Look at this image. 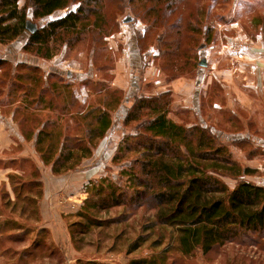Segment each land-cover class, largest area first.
I'll return each instance as SVG.
<instances>
[{"label":"rangeland","instance_id":"rangeland-1","mask_svg":"<svg viewBox=\"0 0 264 264\" xmlns=\"http://www.w3.org/2000/svg\"><path fill=\"white\" fill-rule=\"evenodd\" d=\"M128 2L124 1L128 8L116 15L118 24L113 33L103 37L97 48L92 46V38L101 29L90 31L76 44L60 46L51 60L23 51L29 32L11 44H0V60H7L13 67L21 62L38 66L46 80L71 87L70 97L64 93L61 97L51 96L49 88L44 102L31 107L7 90L0 96V125L5 126L12 139L10 149L0 154V221L3 222L0 228L6 234L0 244V252L10 250L3 261L9 259L12 252L30 249L31 258L27 257L26 264H39L42 259L36 257L43 252L44 244L51 242L52 247L58 246L59 249L55 257L47 260L49 264H85L86 261L130 264L132 260H142L147 264L152 261L156 264H264V234H249L242 244L229 243L206 255L196 252L191 257L182 256L176 250L168 252L165 245L153 247L156 238L151 236L139 250L128 254L126 249L141 233V212L130 217L126 224L95 229L84 240H80L82 235L77 234L75 241L72 240L70 225L82 221L76 214L89 196L88 189L98 179L118 177L120 173L119 166L112 159L123 136L135 133V123L128 127L124 125L134 99L169 93L166 98L170 100L169 119L187 127H204L219 140L227 142L233 160L259 169H254L256 173L243 180L264 185V71L250 59L254 52L264 56V0H170V3L136 0L133 6ZM105 4L104 11L113 13L115 9L111 0H105ZM133 7L138 12H133ZM67 11H59L42 20H34L31 11L28 15L37 26H43L63 17ZM126 17H131L132 22L124 23ZM202 60H205L206 67L200 66ZM69 72L72 79L67 78ZM186 84L191 88L190 95L183 90ZM114 89H117V95L109 93ZM104 93L110 94L105 99L109 105L121 94V104L111 111L113 125L106 136L98 140L97 146L93 145V138L81 141L74 135L72 141H79V148L62 153L65 136L62 131L57 132L61 137L59 141L56 136L51 138L52 142L49 140L50 144L40 154L36 139H32L30 134L38 131L34 130L35 126L45 125L37 123L38 115L43 120L58 119L63 125L73 127L70 116L76 108L87 109L96 104V99ZM35 107L42 112L32 115ZM126 108L127 111L124 110ZM85 112L77 123H94L91 125L93 129V115L85 118ZM83 127L79 126V129ZM108 139L112 142L110 149L102 152ZM41 156H46L48 162L44 163ZM57 158L59 162L55 164ZM78 160L81 161L78 167L69 171L72 163ZM82 166L94 167L92 174L73 194L75 201L67 195L61 198L59 204L63 211L51 219L49 214L46 217L49 222L42 216L44 184L38 199L39 218L33 212L35 206L24 202L20 205H24L25 210L22 212L19 207L13 215L4 207L6 201L2 199L1 191L15 198L10 174L31 178L30 174L35 172L41 181L44 174L63 176L80 170ZM221 179L230 189L239 181L233 177ZM31 191L35 197L37 190ZM66 197L75 208L70 209L65 204ZM121 212L122 208H118L110 214L100 212L96 215L108 219ZM9 218L11 223L4 222ZM14 222L16 226L13 227ZM43 229L48 232V237L42 233ZM34 241L38 243L33 245Z\"/></svg>","mask_w":264,"mask_h":264},{"label":"trees","instance_id":"trees-1","mask_svg":"<svg viewBox=\"0 0 264 264\" xmlns=\"http://www.w3.org/2000/svg\"><path fill=\"white\" fill-rule=\"evenodd\" d=\"M20 1H23L22 5ZM124 1L111 0L115 10L108 13L104 11L105 0H0V44H11L28 32L26 23L31 20L28 15L30 11L34 20H42L67 9L63 17L38 26L36 32L29 33L23 51L40 59L51 60L57 55L60 46L76 44L90 31L101 29L92 38V46L97 48L103 37L112 34L117 27L116 15L128 8ZM135 1L129 0L128 4L133 6ZM159 1L170 3V0ZM75 5L78 6L74 9ZM132 10L138 12L135 7ZM156 22L157 19L153 23ZM110 24L114 25L109 27ZM44 77L38 66L21 62L13 67L7 60L1 59L0 96L6 90L10 94L15 93L28 103V107L42 104L49 88L52 90L51 96L61 97L64 93L70 97V85L56 81L51 83ZM117 92L114 89L109 93L117 95ZM109 93L98 97L96 104L87 109L77 107L70 116L73 127L63 125L58 119V122L52 121L53 118L43 120L38 115L37 123L45 125L40 126L41 128L35 126L34 130L38 131L30 134L33 135L32 139H36V148L40 154L52 142L51 138L56 136L59 141L61 137L57 132L62 131L65 135L62 153L79 148L81 143L72 141L74 135L81 141L93 138V145L97 146L98 140L104 138L113 125L111 111L121 104L120 93L110 105L106 104L105 99ZM168 96L169 93H164L132 101L124 125L128 127L135 123V133L123 136L112 159L119 166L120 173L118 177H102L88 189L89 196L76 214L82 221L70 225L72 240L75 241L77 234H81L83 239L80 240H84L95 229L117 227L124 222L126 224L130 217L137 216V212H141L142 229L126 249L128 254L139 250L141 244L148 242L151 236L156 238L153 247L165 245L168 252L176 250L182 256L191 257L196 252L206 255L229 243L242 244L249 234H264V186L243 180L244 177L255 174L256 170L233 160L228 143L219 140L204 127H187L169 119ZM36 112H42V109L35 107L31 114ZM84 112L85 118L93 115V129L91 125L94 123H77ZM79 126L84 127L79 129ZM41 159L44 163L49 160L46 156H41ZM54 162L58 163L59 158ZM80 162L78 160L72 163L68 170H75ZM30 175L31 178L10 174L15 198L12 199L8 192L1 191L2 199L6 201L4 207L10 209L12 215L19 207L22 212L25 210L26 207L20 205L24 202L35 206L33 212L39 218L38 199L41 197L43 183L36 178L35 172ZM223 177H233L239 181L230 189L221 179ZM34 188L37 190L35 197L31 191ZM118 208H122V212L115 217L103 219L96 215L100 212L110 214ZM10 220L11 218L4 222L9 223ZM2 223L0 221V225ZM12 226H16V223H12ZM42 233L48 237L45 229ZM5 235L0 228V244ZM9 237L12 238V235ZM37 243L34 241L33 245ZM39 247L40 245L37 249ZM57 249L58 246L52 247L51 242L44 244L43 252L36 257L42 259L39 264H49L47 260L55 257ZM29 250L12 252L11 257L3 261L10 253V250L5 249L0 252V262L26 264L27 257L31 258ZM85 264L99 263L86 261ZM130 264L147 263L132 260ZM150 264L156 263L152 261Z\"/></svg>","mask_w":264,"mask_h":264},{"label":"crops","instance_id":"crops-1","mask_svg":"<svg viewBox=\"0 0 264 264\" xmlns=\"http://www.w3.org/2000/svg\"><path fill=\"white\" fill-rule=\"evenodd\" d=\"M250 59L252 60L253 64H255L256 67L259 66L264 71V56H260L258 55V52H254V54L251 55ZM176 85L179 86V83H177ZM186 85L187 86L183 90H186L185 91L186 95H190L191 88L189 87L188 84ZM124 110L127 111V108ZM11 143H12V139L10 138V133L6 130L3 124L0 125V154L1 155L5 151H8L10 149ZM111 144L112 142L108 139L105 143V146L103 147L104 149L102 152H104V150L106 151L107 149H110L109 147ZM100 156L103 157V155H100ZM248 166L253 169H256V167H253V165H248ZM93 170H94V167L82 166L80 167V170L75 171L74 173H71V174H66V175L64 174L63 176L61 175L60 176H54V175L48 176L45 174L43 175V179H41V182L44 184V198L41 204H42V216L46 222H49L46 220V217H48L49 214H50V219H51L53 216H57L61 211H63L59 204L63 196L67 195L72 200L74 201L76 200L74 198L75 195L73 196V194L76 191H78L80 187H82L81 185L85 182L86 179H88L87 178L88 176L90 177L89 174H92ZM256 170H259V169H256ZM69 198L68 199L64 198L65 204H68V207H70V209L75 208L74 205L72 204V201Z\"/></svg>","mask_w":264,"mask_h":264},{"label":"water","instance_id":"water-1","mask_svg":"<svg viewBox=\"0 0 264 264\" xmlns=\"http://www.w3.org/2000/svg\"><path fill=\"white\" fill-rule=\"evenodd\" d=\"M132 20H133V19H132L131 17H126L125 20H124V23L132 22ZM37 28H38L37 24L33 23L31 20L27 21V23H26V29H27V31H28L29 33H34V32H36ZM200 66H202V67H206V66H207L205 60H202V61L200 62ZM71 76H72V73L69 72V73L67 74V77L70 78Z\"/></svg>","mask_w":264,"mask_h":264}]
</instances>
